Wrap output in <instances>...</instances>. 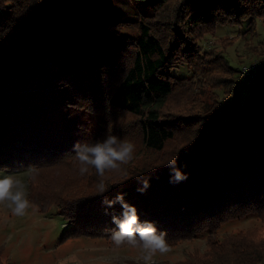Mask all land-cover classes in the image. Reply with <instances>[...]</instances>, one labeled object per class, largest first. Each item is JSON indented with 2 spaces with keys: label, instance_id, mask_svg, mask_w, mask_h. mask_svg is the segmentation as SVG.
<instances>
[{
  "label": "trees",
  "instance_id": "obj_1",
  "mask_svg": "<svg viewBox=\"0 0 264 264\" xmlns=\"http://www.w3.org/2000/svg\"><path fill=\"white\" fill-rule=\"evenodd\" d=\"M114 9L115 0H0V168L32 169L34 182L32 172L40 167L76 162L77 142L103 139L98 134L87 141L86 114L106 120L108 114L132 115L129 127L135 125L152 152H165L179 134L187 142L159 163L158 157L135 163L134 153L121 170L105 173V196L125 193L141 221L167 233L169 246L207 232L204 255L178 264H259L264 238L247 239L240 232L221 240L211 236L233 219L264 218V67L248 80L243 96L237 68L222 53H201L199 39L220 24L244 21L258 34L264 0H151L133 38L120 29L130 21L110 20ZM178 62L198 75L217 76L224 69L232 74L228 92L234 105L218 100L206 111L164 110L181 88L171 74ZM172 160L187 180L170 182ZM145 177L150 187L140 193ZM84 179L86 186L76 194L47 198L69 224L61 237L110 239L116 230L112 215L122 210L117 204L105 212V196L95 194V169Z\"/></svg>",
  "mask_w": 264,
  "mask_h": 264
},
{
  "label": "rangeland",
  "instance_id": "obj_2",
  "mask_svg": "<svg viewBox=\"0 0 264 264\" xmlns=\"http://www.w3.org/2000/svg\"><path fill=\"white\" fill-rule=\"evenodd\" d=\"M150 4L151 0H115V9L110 20L121 18L130 21L119 27L125 36L133 38L139 31L137 20L142 13L149 11ZM160 25L158 24V32L164 36L165 31ZM257 32L258 34H253L248 29V22L244 21L241 25L220 24L199 39L201 53H222L230 60L231 65L237 68L235 77L239 78V88L243 96L248 95L250 88L246 86L240 69L255 61L258 67H264V22L261 19L257 20ZM171 74L178 79L176 80L181 88L168 98L164 110L183 113L191 110L206 111L218 100L222 106H233L232 103L236 102L228 92L233 85V75L225 69L217 76L198 75L186 63L178 62L172 68ZM226 77L230 81H223ZM131 116L125 113L120 116L119 113L108 114L106 120L101 114L91 112V119L86 114L83 127L87 141H92L98 134L103 139L108 135L127 139L136 146L133 161L135 163L155 162L157 157L160 159L157 163L167 160L176 146L181 147L187 142L179 134L177 140L166 145L165 152H152L142 145L135 125L132 124L133 128L129 127ZM9 173L17 174L27 184L28 198L32 204L25 215L16 216L9 207V202L0 203V251L3 264H144L142 257L145 253L139 246L125 244L117 247L111 239L105 237H61L69 224L58 213L57 204L53 202L49 206L47 198L52 199V195H73L77 193L79 186H86V174H80L77 161H60L40 167L32 172L34 182L31 181L29 169L9 171L0 168V178ZM107 173L114 174L115 171ZM237 232L244 234L247 239H263L264 218L249 214L233 219L224 223L211 237L221 240ZM209 237L208 233L204 232L194 238L182 240L170 246L171 250L167 253L157 252L153 256L152 264H178L202 256L209 248ZM259 264H264V259Z\"/></svg>",
  "mask_w": 264,
  "mask_h": 264
},
{
  "label": "clouds",
  "instance_id": "obj_3",
  "mask_svg": "<svg viewBox=\"0 0 264 264\" xmlns=\"http://www.w3.org/2000/svg\"><path fill=\"white\" fill-rule=\"evenodd\" d=\"M136 146L127 139H120L115 135H108L102 141L95 143H80L73 145V152L79 164L81 175L88 173L89 168L95 169L99 182L96 185L97 196H105L110 191L105 183V173L119 171L123 165L128 164L133 158ZM171 169L170 182L180 183L188 179V174L177 166L176 161H169ZM32 171V169H29ZM150 187V178L145 177L137 191L144 193ZM125 193L121 192L114 198L103 200L105 212L114 209L118 204L121 208L119 215H112V223L116 230L112 231L110 239L117 247L122 245L139 246L144 250L142 257L144 264H152L153 256L159 253L169 252L167 233L158 230L155 223L141 221L137 208L129 204L125 199ZM9 202L13 214L25 215L32 202L28 198L27 184L15 173H9L0 178V203Z\"/></svg>",
  "mask_w": 264,
  "mask_h": 264
},
{
  "label": "built area",
  "instance_id": "obj_4",
  "mask_svg": "<svg viewBox=\"0 0 264 264\" xmlns=\"http://www.w3.org/2000/svg\"><path fill=\"white\" fill-rule=\"evenodd\" d=\"M257 70H258V63L256 61L246 64L240 69V71L242 72L244 76V81H246L247 87L249 83L248 80H251L252 78L256 76Z\"/></svg>",
  "mask_w": 264,
  "mask_h": 264
}]
</instances>
